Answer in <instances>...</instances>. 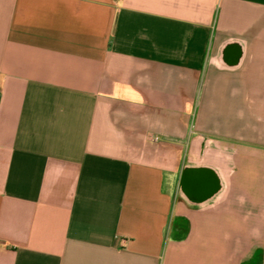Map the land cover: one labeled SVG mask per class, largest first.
Listing matches in <instances>:
<instances>
[{
	"label": "crops",
	"instance_id": "1",
	"mask_svg": "<svg viewBox=\"0 0 264 264\" xmlns=\"http://www.w3.org/2000/svg\"><path fill=\"white\" fill-rule=\"evenodd\" d=\"M0 264H264V0H0Z\"/></svg>",
	"mask_w": 264,
	"mask_h": 264
},
{
	"label": "flooded vegetation",
	"instance_id": "2",
	"mask_svg": "<svg viewBox=\"0 0 264 264\" xmlns=\"http://www.w3.org/2000/svg\"><path fill=\"white\" fill-rule=\"evenodd\" d=\"M191 134H193V132H192ZM191 134H190V135H191Z\"/></svg>",
	"mask_w": 264,
	"mask_h": 264
}]
</instances>
